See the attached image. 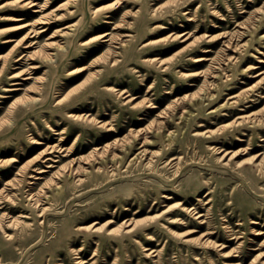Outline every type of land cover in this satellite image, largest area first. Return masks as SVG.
Returning a JSON list of instances; mask_svg holds the SVG:
<instances>
[{
	"label": "rangeland",
	"instance_id": "rangeland-1",
	"mask_svg": "<svg viewBox=\"0 0 264 264\" xmlns=\"http://www.w3.org/2000/svg\"><path fill=\"white\" fill-rule=\"evenodd\" d=\"M20 1L0 0V264H264V0H36L46 25Z\"/></svg>",
	"mask_w": 264,
	"mask_h": 264
},
{
	"label": "bare ground",
	"instance_id": "bare-ground-1",
	"mask_svg": "<svg viewBox=\"0 0 264 264\" xmlns=\"http://www.w3.org/2000/svg\"><path fill=\"white\" fill-rule=\"evenodd\" d=\"M19 4H20V7L22 8V9H29L32 13H39L38 14V22H37V24L38 25H46V24H48V22H47V19L45 18V14H43L41 11H42V9L44 8V4L43 3H40V2H36V0H21L20 2H19ZM3 5H0V7H2ZM96 12V11H95ZM42 13V14H41ZM106 19H111L112 18V16H109L108 14H106L105 16H104ZM105 23H112L110 20H105ZM75 23H73V24H70V25H67L65 28L67 29V30H73V27L75 26L74 25ZM20 27V26H19ZM21 27H23V26H21ZM20 27V28H21ZM47 27H42L41 29H39L38 31L37 30H31L30 31V34H34L33 36H39L41 33H45L46 31H47ZM65 34H67V33H62V35H65ZM33 36H30V37H33ZM109 36V34H104V36L103 37H108ZM126 37H132L131 35H126ZM110 38H111V36H109L107 39H104V41H108V40H110ZM26 45L24 46V48H30V47H32L33 45H35V44H37V42H33V41H30V42H26L25 43ZM119 44H123V42H120ZM38 46V49L39 48H45L46 50H50L51 48H58L59 47V44H57V43H55V42H52V41H45L44 43H42V44H39V45H37ZM210 50H203L202 52L203 53H207V52H209ZM27 55H28V53H27ZM26 55V56H27ZM46 55L49 57V58H51L50 57V53H46ZM23 56H25V54L23 55ZM203 60H205V58H201V59H199V60H195V61H197V62H199V61H203ZM207 60V59H206ZM13 78H17V75H13L12 76ZM29 77H27L26 79H28ZM18 83H15V84H13V85H17ZM14 90H18V88H12L11 89V91H14ZM262 97H264V95H262ZM226 103L227 104H229V105H231L232 103H229L228 101H226ZM211 112H214V110H212ZM182 119L183 118V113H181L180 114V116H179V119ZM241 119H243V117L241 118ZM171 132H169V134H170ZM196 134H202V133H200V132H197ZM148 142L147 141H145V139H143V141H142V147L145 145V144H147ZM133 146L134 147V143L132 142L131 144H128L127 145V148H131L130 146ZM215 149V148H214ZM217 149V148H216ZM50 156H43L42 158H43V162H46V168H55L54 166H53V163H57L59 160L57 159L58 158V156H54L53 155V153L52 152H49L48 153ZM148 154H149V152H146V149H142V150H140L138 153H136L135 155H134V157L133 158H131V160H130V162L132 161H134V162H136V161H138V160H142V158H144V159H148V162L150 161V158H147V156H148ZM116 158V156L115 155H112V160H113V158ZM143 159V160H144ZM262 159H263V157L258 161V162H254V168H256V169H261V167H262ZM257 160V159H256ZM86 163H88L87 161H85V164ZM168 163V162H167ZM43 172H45L44 170H38V173H43ZM88 172H87V169H83V168H81V167H71V168H69V169H66V170H64V169H61V168H59L58 170H56V171H54V173H53V175H55L56 176V178H58V180L59 181H61V179L62 178H68V179H70V181H69V183L71 184V183H78V182H82V180L83 179H78L77 178V180H76V176H74V175H78V174H87ZM59 185V183L58 182H55L54 183V189L56 190V189H58V191L60 190V188L61 187H63V185L62 186H58ZM57 191V192H58ZM167 197V199H170V197L169 196H166ZM27 200H28V204L31 206V207H33V208H35V210H36V212H37V215H38V217L39 218H42L43 216H45V214H46V211L52 206V202H51V198H50V196H48L47 195V193L45 192V191H43L41 194H39L38 193V195L37 194H33V193H31V192H29L28 193V195H27ZM44 203L45 204H48L47 206H45L44 205ZM176 207H179L180 208V211L181 212H185V213H190L191 211H193V213L192 214H194L195 215V218H199V217H201L202 215L201 214H199L198 212H195L193 209L194 208H188V207H185V206H183L181 203H177V205H176ZM164 212V211H163ZM168 222L169 223H181L182 222V220L180 219V218H178V216H172V217H168ZM18 223H20L19 222V220L17 219V218H9L5 223H3V225H2V233H3V235H5L6 237H9L10 235L9 234H7L6 232H5V229H11L12 227H14V226H16ZM127 223V222H126ZM135 222H128V224L126 225V231L125 232H132L133 231V229H134V227H135ZM92 228H95L94 226H92ZM109 231H112V229L111 230H109ZM236 238V237H235ZM232 240V239H231ZM204 243H206V244H208V241H206V242H204ZM147 250V249H146ZM77 263L78 264H83L84 262L82 261V259H80L79 261H77ZM227 264H230V263H227Z\"/></svg>",
	"mask_w": 264,
	"mask_h": 264
}]
</instances>
